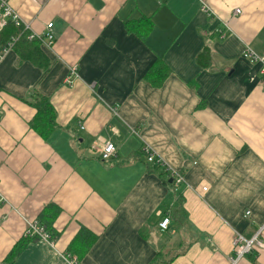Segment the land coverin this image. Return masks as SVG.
<instances>
[{
    "label": "crops",
    "instance_id": "0c3cea01",
    "mask_svg": "<svg viewBox=\"0 0 264 264\" xmlns=\"http://www.w3.org/2000/svg\"><path fill=\"white\" fill-rule=\"evenodd\" d=\"M9 4L31 33L53 23L55 43L39 41L44 66L15 48L0 63V264L49 204L62 211L60 237L12 264H72L83 230L97 241L80 264H151L159 251H185L169 264H232L237 234L262 231L264 242V75L244 58L264 56V0ZM140 19L152 22L146 40L130 28ZM159 59L171 73L156 85L147 74ZM35 91L56 111L48 140L30 128L36 110L24 101ZM103 141L117 151L108 162ZM146 145L182 185L164 183ZM179 196L189 225L167 232ZM254 248L236 264H264Z\"/></svg>",
    "mask_w": 264,
    "mask_h": 264
},
{
    "label": "trees",
    "instance_id": "16d2710c",
    "mask_svg": "<svg viewBox=\"0 0 264 264\" xmlns=\"http://www.w3.org/2000/svg\"><path fill=\"white\" fill-rule=\"evenodd\" d=\"M130 28L135 29L137 34L143 40H146L152 29V22L149 19H140L134 23L132 22L130 24ZM21 30L23 29H19L15 27L13 23H10L0 33V46L5 45L11 38L21 36L14 47L18 55L23 60H29L39 66H44L45 57L40 49L41 44L38 40L30 41L28 39V34H22ZM208 52V50H205L204 55H207ZM170 73L171 70L165 64L163 59H159L158 62L148 72L147 76L148 80L157 85L159 82L165 80L170 75ZM24 102L36 110V115L30 123V128L43 137V139L48 140L59 128L56 121V111L52 106L50 99L35 91L30 95V98ZM148 165L150 164L148 163ZM157 167L164 168L166 171L165 173L162 172L161 174L165 184L168 182V180L165 178L167 174V176L170 177L169 180L172 179L173 181L171 183L172 186L178 187L176 186L174 179L171 177V173L165 166ZM61 212V209L56 204H49L44 208L37 220L40 228L47 234L48 242L50 243L57 241L60 237V234L54 228V224ZM166 218H168L170 221V224L166 229L167 232L172 230H180L181 228L189 225V215L184 208V201L182 197L179 196L178 202L167 212ZM26 233L25 236L14 246L6 259V262L10 264L14 263L31 243L42 240L36 233ZM80 233L82 234H80L79 237H77V239L71 243V246L66 253V256H68L72 261L76 260V264H80L82 256L87 254L95 241H97V237L89 234L88 231L83 230ZM83 235H87L86 238H84L85 236ZM184 253L185 251L174 255L172 259L169 258L168 252L159 251L151 264H169L172 262V260H174V258Z\"/></svg>",
    "mask_w": 264,
    "mask_h": 264
},
{
    "label": "built area",
    "instance_id": "2783aa9c",
    "mask_svg": "<svg viewBox=\"0 0 264 264\" xmlns=\"http://www.w3.org/2000/svg\"><path fill=\"white\" fill-rule=\"evenodd\" d=\"M206 10V7H204ZM235 15L240 14V10H236ZM13 23L15 27L21 30L22 34H28V39L30 41L38 40L44 44L45 47L51 49V47L55 43V38L52 32L53 23L47 25V31L41 36L34 33H31L30 25L25 24L19 17V15L12 9L9 4V0H0V33L10 24ZM21 36L11 38L5 45L0 46V63L6 57V55L12 51L17 44L18 40ZM244 58L249 60L251 63H260L263 67L262 73L264 75V56H258L253 53L251 50H248L244 53ZM72 73L76 74V69H72ZM143 153L146 156V161L149 164L157 165V166H165L167 170L171 173V177L174 179L176 186L182 185L184 181V177L178 171L168 167V165L163 161L161 157H158L156 153L149 146L143 147ZM117 156V151L115 145L110 141H103L102 147L100 150V157L102 161H111ZM206 190V188H204ZM2 197L0 195V202H2ZM250 215V213H247ZM169 219H164L160 224L161 228L167 229L169 226ZM33 233L39 235V237L43 241H48L47 234L40 228L37 221H31L28 223L27 233ZM26 233V234H27ZM262 231H259L255 237L252 239H246L244 236L237 234L234 239V252L235 258L232 259V264H236L240 259L244 258L246 255H249L255 249L254 247L260 246L264 248V242L261 241L260 235ZM70 259V258H68ZM72 264H76V260H71Z\"/></svg>",
    "mask_w": 264,
    "mask_h": 264
},
{
    "label": "rangeland",
    "instance_id": "374dc122",
    "mask_svg": "<svg viewBox=\"0 0 264 264\" xmlns=\"http://www.w3.org/2000/svg\"><path fill=\"white\" fill-rule=\"evenodd\" d=\"M164 219H166V218H164ZM164 219H163V221H164ZM168 219V218H167ZM163 229V228H162ZM164 230H166V229H164ZM48 242V241H47ZM48 243H50V242H48Z\"/></svg>",
    "mask_w": 264,
    "mask_h": 264
},
{
    "label": "water",
    "instance_id": "95a60500",
    "mask_svg": "<svg viewBox=\"0 0 264 264\" xmlns=\"http://www.w3.org/2000/svg\"><path fill=\"white\" fill-rule=\"evenodd\" d=\"M173 181H172V179L170 180V183H172Z\"/></svg>",
    "mask_w": 264,
    "mask_h": 264
}]
</instances>
